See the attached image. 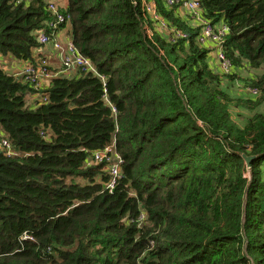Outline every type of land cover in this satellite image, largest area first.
<instances>
[{"label": "trees", "instance_id": "1", "mask_svg": "<svg viewBox=\"0 0 264 264\" xmlns=\"http://www.w3.org/2000/svg\"><path fill=\"white\" fill-rule=\"evenodd\" d=\"M200 1L231 72L179 3L67 0L98 73L37 87L18 73L56 38L48 0H0V264H264V0ZM111 145L113 190L93 159Z\"/></svg>", "mask_w": 264, "mask_h": 264}, {"label": "built area", "instance_id": "2", "mask_svg": "<svg viewBox=\"0 0 264 264\" xmlns=\"http://www.w3.org/2000/svg\"><path fill=\"white\" fill-rule=\"evenodd\" d=\"M169 4L179 3L181 8L187 11L190 16L198 21L202 26V33L199 36V42L205 45L215 44L219 47L216 50L215 61L218 63V66L222 72L229 73L233 69L231 61L227 58L224 51L221 48V43L223 37L229 32V27L222 23L218 26H214L209 20L203 18L202 5L200 0H168ZM137 4V0H135ZM142 8L148 10L157 18L155 11V3L151 4L146 3V0H142ZM48 9L52 14V19L49 22V28L52 30V33L55 34L56 38L51 39L47 32L40 30L36 32L37 40L40 42V48L38 52L44 53L43 49L46 46H50L53 51L57 53L62 51L61 44L58 42L60 32L56 31L62 25L68 27L67 36L69 38V43L67 44L66 52L63 51V63L66 71H89L95 74L98 73V68L90 60L85 58L76 48L71 36L69 35V30L71 29V15L67 12L66 7H64L60 1H49ZM65 9L66 11H63ZM164 27V22L162 23ZM146 30H148V35L152 36L151 28L148 24L145 25ZM64 31V30H63ZM179 36L185 37L184 34H179ZM47 57L45 60L40 62L37 66L34 64L25 65V67L18 73L19 76L25 77L30 80L32 83L36 84L37 87H40L41 80L50 76V73L47 71ZM64 70V69H63ZM248 91L253 95L257 96L258 91L254 88H248ZM113 110H116L113 107ZM0 148L4 150L10 149V143L7 139H2L0 141ZM95 162L106 161L109 164L108 170L110 173V180L107 183V188L113 190L117 185L118 180L121 178V162L122 159L116 153L115 147L113 145L106 147L104 150L95 153L94 158Z\"/></svg>", "mask_w": 264, "mask_h": 264}, {"label": "rangeland", "instance_id": "3", "mask_svg": "<svg viewBox=\"0 0 264 264\" xmlns=\"http://www.w3.org/2000/svg\"><path fill=\"white\" fill-rule=\"evenodd\" d=\"M144 31L148 34V30H146V28L144 27ZM60 36L58 38V42L61 44V50L60 52L57 51V53L55 51L52 50L51 48V51L48 53V54H45V57H47V65L50 66V67H54V68H63L65 65L63 63V51L66 52V48H67V44L69 43V38L68 36L65 34V32H60ZM48 47V50L49 49V45L46 46ZM9 68V69H13L15 72H18L20 70L19 68V64L17 63H7V65L5 66V68ZM262 111L264 110V106L261 108ZM233 113H234V116H236L237 113H242V112H247L245 111L242 107H239V108H233L232 109Z\"/></svg>", "mask_w": 264, "mask_h": 264}, {"label": "crops", "instance_id": "4", "mask_svg": "<svg viewBox=\"0 0 264 264\" xmlns=\"http://www.w3.org/2000/svg\"><path fill=\"white\" fill-rule=\"evenodd\" d=\"M49 1H60V3H61L64 7L67 6V0H48V2H49ZM182 10L184 11V9H182ZM67 30H68V27H66V28L64 29V31H63V32H65L66 35H67ZM49 49H50V50H48V47H45V48L43 49L44 53H45V54H48V53L51 51L50 46H49Z\"/></svg>", "mask_w": 264, "mask_h": 264}, {"label": "water", "instance_id": "5", "mask_svg": "<svg viewBox=\"0 0 264 264\" xmlns=\"http://www.w3.org/2000/svg\"><path fill=\"white\" fill-rule=\"evenodd\" d=\"M9 73H11V71ZM246 160H247V165L250 166L253 160V157H246Z\"/></svg>", "mask_w": 264, "mask_h": 264}]
</instances>
